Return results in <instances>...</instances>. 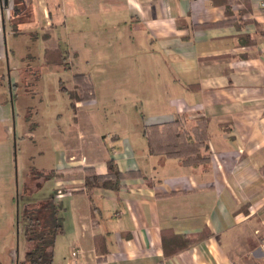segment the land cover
I'll list each match as a JSON object with an SVG mask.
<instances>
[{
	"label": "crops",
	"instance_id": "1",
	"mask_svg": "<svg viewBox=\"0 0 264 264\" xmlns=\"http://www.w3.org/2000/svg\"><path fill=\"white\" fill-rule=\"evenodd\" d=\"M127 34L140 36L156 73L139 65L156 88L132 90V100L126 77L102 69L116 64ZM62 36L94 98L74 102L77 148L43 170L64 208L54 257L64 238L81 250V264H264V0H0V182L14 177L16 147L33 140L36 127L23 104L35 95L25 91L32 88L25 71L40 64L24 58L36 55L38 41L57 50ZM82 56L94 67L80 68ZM62 83L75 88L73 78ZM17 103L19 137L10 127ZM139 103L147 111L138 112ZM199 117L209 120L207 164L149 154L144 125L182 119L190 128ZM110 158L125 174L123 188L95 189L93 215L88 194L73 192L84 187V168L106 175ZM31 166L28 159L25 181ZM61 189L68 192L56 197Z\"/></svg>",
	"mask_w": 264,
	"mask_h": 264
},
{
	"label": "rangeland",
	"instance_id": "2",
	"mask_svg": "<svg viewBox=\"0 0 264 264\" xmlns=\"http://www.w3.org/2000/svg\"><path fill=\"white\" fill-rule=\"evenodd\" d=\"M41 43L42 41H38L34 50L42 63L39 65L41 77L37 84L25 90L31 95L35 92V95L34 97L28 96L29 99L23 103L34 110H32L34 116L32 118L33 121L29 122V125L33 124V127L34 123L36 124L35 131L32 135L33 140H29L23 145L18 144L15 150V162L12 172L14 177L11 180L3 179L0 182V262L3 264H18V262L21 264L25 258L27 239L25 235V221L22 215L26 202L30 205L43 202L51 199V195L54 193L55 183L51 178L46 181L40 179L41 186L34 189L30 194L27 195L23 192L25 186L24 174L28 159L32 161L36 170H45V172L49 173L46 170L55 168L61 152L66 153L71 149L77 148L76 130L72 128L76 122L75 110L71 107L69 95L61 91L60 84L61 80L68 81L69 78H73L74 72L70 73L68 70L60 69L58 65H50L52 67L44 69L43 62L46 50L42 47ZM68 43L69 41L66 36H62V40L60 41L61 49H58L63 54H67L66 46ZM22 44L20 51L26 52L24 45L27 44V41L24 40ZM116 52L118 53V60L116 59L114 61L116 64L110 62L105 63L102 69L110 76H117L119 78L121 73L123 78L126 77L127 89L124 90L130 94V99L132 100L135 97L131 96L132 90L140 92L149 89L151 86L152 92L155 93L156 86L154 82L156 80H147L149 72L143 76V72L139 67V65H142L145 70H152L156 74L152 68L148 67L151 65V62L149 61V56L145 53L140 36L137 40H132L129 38V34H127L118 43ZM86 59L87 57L82 56L77 61L78 66L85 69L93 68L94 65L92 64H89V66L85 65L82 60ZM69 63L71 64L70 61ZM126 65L127 67H125ZM92 76L94 82H97L96 71H92ZM135 76H142V81H137ZM63 85L66 86L65 83ZM18 107L19 104L17 103L13 104V109L11 108L14 110L16 121L10 124L13 133L15 131L17 137L22 135L23 128L20 130V127L24 125L23 117L20 122V117L17 116V114L19 115ZM147 109L146 104H138V112L142 113L147 111ZM108 121H111V115H109ZM103 122H105V119ZM94 125H96V122H94ZM103 127L107 128V124L105 125L103 123ZM31 200L35 202H31ZM62 240L65 239L62 238ZM62 240H60V244L55 249L56 254L53 264L69 263L72 247L69 242L66 243Z\"/></svg>",
	"mask_w": 264,
	"mask_h": 264
},
{
	"label": "trees",
	"instance_id": "3",
	"mask_svg": "<svg viewBox=\"0 0 264 264\" xmlns=\"http://www.w3.org/2000/svg\"><path fill=\"white\" fill-rule=\"evenodd\" d=\"M47 37L44 36V38ZM29 61L30 64L33 63L34 65L41 63L40 58L31 54L30 51L24 58L25 63H29ZM43 65L63 66L65 70L74 72L75 88L72 92H69L63 83L61 84V91L69 95L73 109L75 108L74 102H88L94 98V86L91 79L83 73L74 71L72 64L68 61V56L64 55L59 49L46 50ZM25 72H28L26 74L29 75L28 80L32 83V86L39 82L41 70L27 67ZM208 122L209 120L205 117H199L190 128H187L182 119L144 125L143 135L147 141L149 154L176 159L185 166L207 164L211 157L207 134ZM107 168L106 175H98L94 168H84V187L78 192H73L88 194L93 215L98 211V207L93 200L95 189L111 190L119 193L123 188L125 174L120 171L118 164L110 158L107 160ZM50 178L43 170L38 171L33 166L29 167L26 172L24 193L28 195L34 189L39 188L41 186L40 179L46 181ZM59 192L65 193L68 191L65 189L58 190L55 193L56 197ZM63 211L62 204L55 200V196L49 200L33 204L25 211L23 219L26 222L27 251L21 264L53 263L56 239L64 232V218L61 215ZM97 240L98 237H96V247L99 244Z\"/></svg>",
	"mask_w": 264,
	"mask_h": 264
},
{
	"label": "built area",
	"instance_id": "4",
	"mask_svg": "<svg viewBox=\"0 0 264 264\" xmlns=\"http://www.w3.org/2000/svg\"><path fill=\"white\" fill-rule=\"evenodd\" d=\"M57 196L62 197L63 193L59 192ZM81 254H82V252H81L80 249H75V250L72 251V253H71V257L73 259L72 264H81L79 262V258L81 256Z\"/></svg>",
	"mask_w": 264,
	"mask_h": 264
},
{
	"label": "water",
	"instance_id": "5",
	"mask_svg": "<svg viewBox=\"0 0 264 264\" xmlns=\"http://www.w3.org/2000/svg\"><path fill=\"white\" fill-rule=\"evenodd\" d=\"M5 1H6V4H7V1H8V0H5Z\"/></svg>",
	"mask_w": 264,
	"mask_h": 264
}]
</instances>
